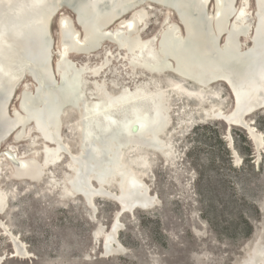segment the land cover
Wrapping results in <instances>:
<instances>
[{
	"label": "bare ground",
	"instance_id": "6f19581e",
	"mask_svg": "<svg viewBox=\"0 0 264 264\" xmlns=\"http://www.w3.org/2000/svg\"><path fill=\"white\" fill-rule=\"evenodd\" d=\"M237 1L0 0V150L8 138L20 141L29 131L43 141L40 161L36 160L35 152L26 155L7 143L2 149L0 166L6 159L12 178L48 181L58 186L63 196L80 197L90 210L96 209V198L114 202L117 198L125 207L121 214L154 206L156 200L149 184L135 171L136 155L126 156L125 152L144 148L168 157L164 146L173 131L166 129L169 110L166 95L161 90L144 88L142 84L156 82L151 78L146 83L120 89L114 95L105 90L102 82H96L92 86L101 101L98 107H91L82 94L85 79L102 76L110 61L118 56L132 71L137 67L155 74L168 70L203 87L218 80L226 84L225 78H233L231 84L236 94L239 91L241 95L237 98L238 109L250 110L245 115L249 116L264 108V0H253V12H250V0H239V4ZM145 2L170 7L180 24L165 17L158 32L143 38L147 30ZM57 8L72 11L75 22L69 23L65 14L60 15L58 48L54 50V42L50 44ZM201 20L212 24L209 44L213 51H207L210 46L202 34ZM106 42L114 44L117 51ZM32 57L35 62H30ZM93 58L99 60L90 65ZM50 66L65 91L74 95L69 99H54L52 107H30L26 100L37 98L35 86L40 91L42 78L49 80ZM26 77L31 79V84L24 83ZM241 83L250 84L246 92ZM67 101L78 111L75 126L79 138L75 154L68 153L61 138V116ZM202 112L207 118L222 120L226 111L214 107ZM106 114H111L108 121ZM238 115L234 125L248 128L251 144L260 149L264 146L263 134L252 126L253 122L249 127L246 123L243 125ZM61 153L67 157L65 169L69 173L60 177L48 175L46 179L43 170L60 162ZM111 184L117 187L116 194L107 188ZM6 207L7 198L0 189V216ZM119 217L115 213L108 227L98 223L94 237L98 234L102 237L103 255L120 251L118 238L115 239V233L118 237L121 230ZM0 228L10 238L9 256L28 254L25 245L1 217ZM6 257L0 252V263ZM238 262L264 264V246L250 245Z\"/></svg>",
	"mask_w": 264,
	"mask_h": 264
},
{
	"label": "rangeland",
	"instance_id": "374dc122",
	"mask_svg": "<svg viewBox=\"0 0 264 264\" xmlns=\"http://www.w3.org/2000/svg\"><path fill=\"white\" fill-rule=\"evenodd\" d=\"M253 9L251 0L250 12ZM157 10L147 11L143 38L160 29L162 15L158 11L157 16ZM62 12L74 24V13L60 9L59 16ZM57 15L52 23L50 44L54 42V50L58 48ZM171 19L176 21L175 17ZM200 22L210 46L207 51H213L209 44L212 24L206 20ZM105 44L117 51L114 44ZM119 59V56L112 59L102 76L86 77L82 94L91 107H98L101 99L92 86L94 83L102 82L105 90L114 95L120 89L146 83L151 78L156 82L142 84L144 88L161 90L166 95L169 109L166 129L173 131L164 146L168 157L144 148L125 152L126 156L136 155V167L140 169L135 167V171L149 184L155 205L123 212L117 237L120 251L98 255L97 243L102 237L100 234L94 237V233L98 231V223L104 225L113 217L116 202L96 198V209L90 210L80 197L63 196L58 186L48 181L12 178L10 164L4 159L0 166V189L7 198V207L0 217L22 241L28 254L9 256L10 238L0 228V252L7 255L1 264H238L250 245L264 246V146L253 147L246 132L236 125L231 127L229 136L224 132L223 121L201 114L204 109L219 107L226 111L230 107L231 97L223 81L203 87L168 70L155 74L137 67L132 71ZM98 60L93 58L90 65ZM31 61L36 59L32 57ZM24 83L32 81L26 77ZM34 91L37 98L26 100L30 107H52L55 100L74 95L65 91L51 66L49 80L42 78L40 91L36 86ZM71 106L68 101L63 105L61 138L68 153L75 154L79 138L75 126L78 111ZM110 115H105L107 121ZM249 117L263 134L261 144H264V108ZM31 134L35 132L29 131L27 136ZM28 137L16 142L8 138L0 157L4 146L12 143L20 153L35 152L36 160L40 161L41 140ZM66 160L63 155L60 162L46 167L43 170L46 179L52 174L56 177L68 174L64 167ZM107 188L114 191L112 184Z\"/></svg>",
	"mask_w": 264,
	"mask_h": 264
},
{
	"label": "water",
	"instance_id": "95a60500",
	"mask_svg": "<svg viewBox=\"0 0 264 264\" xmlns=\"http://www.w3.org/2000/svg\"><path fill=\"white\" fill-rule=\"evenodd\" d=\"M50 0H48V2H49ZM58 11L60 12V9H56L55 11H54V15H56V13L58 14L57 16H56V24L59 26L60 24H59V13H58ZM60 14H64L63 12L62 13H60ZM68 19H69V23L70 22H72L71 21V19L69 18V17H67ZM116 47V46H115ZM171 68H173L172 66H170ZM236 74V73H235ZM233 79V78H232ZM231 79V80H232ZM231 80H229V79H226L225 78V82H226V86H227V88H228V91H229V94H230V97H231V105H230V107L226 110V112L224 113V114H222V116H223V119L221 120V121H223L224 122V124H225V128H224V132H226L229 136H230V129H231V127L232 126H234V124H235V118H237V114H239L238 116V118H239V120L242 122V123H244L243 125H245V123L247 124V126L249 127V124L250 123H254V121H253V119L252 118H250L249 116H245L250 110H242V109H238V103H237V98H238V96L241 98V95H240V93H239V91L237 92V94H236V92H235V89H234V87L232 86V84H231ZM257 83V81L254 83V84H256ZM242 84V87H243V89H244V91L246 92V90H248V86L250 85V84H247L246 83V86H245V83H241ZM255 91V90H254ZM257 91H255V92H253V94H255ZM247 94H248V91H247ZM243 98V97H242ZM245 100V99H244ZM243 102V101H242ZM245 102V101H244ZM245 104V103H244ZM72 105V104H71ZM245 106V105H244ZM242 108H243V103H242ZM237 112H240V113H237ZM240 121H238V122H240ZM253 127H255L254 125H252ZM242 129L246 132V134H247V136H250V130L248 129V128H246L245 126L244 127H242ZM41 143L43 144V141L41 140ZM255 150H257V149H255ZM258 151V150H257ZM64 154L63 153H61V155L59 156V158H61L62 156H63ZM22 166V165H21ZM21 166H19V167H21ZM42 173H44V171L42 172ZM103 189H106L104 186L102 187ZM118 189H120V188H118ZM116 191H117V187L114 185V191H113V194H116ZM117 196V195H116ZM116 199V208L113 210V212H112V214L114 213H116L117 215H118V217L120 216V214H121V212L124 210V206H122V204L120 203V201L117 199V198H115ZM134 206L135 205H133V206H131V208H134ZM106 227H108V226H110V221H108L106 224H104ZM120 226L122 227V224H120ZM115 239L117 240V233H115ZM99 241V243H97L98 244V251H97V253H98V255H100L101 253H102V251L100 250V247H102L103 249L105 248V244L103 243V241H101L100 242V240H98ZM101 243V244H100ZM8 255H11V252L8 254ZM1 264V263H0Z\"/></svg>",
	"mask_w": 264,
	"mask_h": 264
},
{
	"label": "flooded vegetation",
	"instance_id": "af4514ba",
	"mask_svg": "<svg viewBox=\"0 0 264 264\" xmlns=\"http://www.w3.org/2000/svg\"><path fill=\"white\" fill-rule=\"evenodd\" d=\"M251 1V0H250ZM253 1V0H252ZM253 3H254V1H253ZM144 7L146 8V10L148 11H154L155 9H159V10H157L156 11V13L159 11V12H161V15H162V20L165 18V17H167V18H169V19H171L172 17H175L176 18V21H174V22H177V23H179V20H178V16L176 15V13L174 12V10L173 9H171L170 7H167V6H161V5H158V4H155V3H153V2H145V4H144ZM65 9L66 8H62V10L63 11H65ZM66 11H68L69 13H71V15L73 14V12L72 11H70V10H68V9H66ZM58 13H59V11H58ZM57 15V14H56ZM61 15V14H60ZM159 14L157 13V16H158ZM60 17V16H59ZM75 22V21H74ZM180 24V23H179ZM57 27H58V25H57ZM78 26L76 25V28H77ZM79 28V31H80V26L78 27ZM58 32H59V28H58ZM58 35V34H57ZM57 39H58V36H57ZM55 60V59H54ZM54 64H55V62H54ZM32 132V131H31ZM33 136H35L36 138H39V136L38 135H33V134H31L29 137H28V139L30 138V137H33ZM11 138V137H10ZM12 141H13V139H12ZM66 163H67V160H66V162H65V165H64V167L66 168ZM46 177V176H45ZM12 246V245H11Z\"/></svg>",
	"mask_w": 264,
	"mask_h": 264
}]
</instances>
